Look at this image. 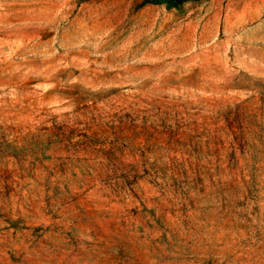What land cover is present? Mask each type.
I'll use <instances>...</instances> for the list:
<instances>
[{"label": "rangeland", "instance_id": "374dc122", "mask_svg": "<svg viewBox=\"0 0 264 264\" xmlns=\"http://www.w3.org/2000/svg\"><path fill=\"white\" fill-rule=\"evenodd\" d=\"M264 264V0H0V264Z\"/></svg>", "mask_w": 264, "mask_h": 264}, {"label": "trees", "instance_id": "16d2710c", "mask_svg": "<svg viewBox=\"0 0 264 264\" xmlns=\"http://www.w3.org/2000/svg\"><path fill=\"white\" fill-rule=\"evenodd\" d=\"M154 3H166L168 7H173L175 5H178V2L183 0H152Z\"/></svg>", "mask_w": 264, "mask_h": 264}, {"label": "crops", "instance_id": "0c3cea01", "mask_svg": "<svg viewBox=\"0 0 264 264\" xmlns=\"http://www.w3.org/2000/svg\"><path fill=\"white\" fill-rule=\"evenodd\" d=\"M94 253H96V259H95V261L92 263V264H99L98 262H97V260H98V258H99V255H100V253L99 252H94ZM86 264H88V262L86 263Z\"/></svg>", "mask_w": 264, "mask_h": 264}]
</instances>
